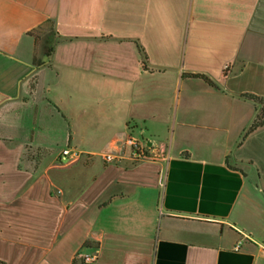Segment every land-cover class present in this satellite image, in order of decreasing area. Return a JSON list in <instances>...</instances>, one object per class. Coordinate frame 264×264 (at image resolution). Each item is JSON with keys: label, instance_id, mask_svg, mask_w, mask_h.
<instances>
[{"label": "crops", "instance_id": "1", "mask_svg": "<svg viewBox=\"0 0 264 264\" xmlns=\"http://www.w3.org/2000/svg\"><path fill=\"white\" fill-rule=\"evenodd\" d=\"M246 94L264 99V0H0V262L264 264ZM129 134L152 159L104 163Z\"/></svg>", "mask_w": 264, "mask_h": 264}, {"label": "built area", "instance_id": "2", "mask_svg": "<svg viewBox=\"0 0 264 264\" xmlns=\"http://www.w3.org/2000/svg\"><path fill=\"white\" fill-rule=\"evenodd\" d=\"M121 151H107L101 155L102 160L106 164L119 163L125 156V152L127 156L132 162H138L143 160H151L150 156V144L147 139L135 137L131 134L128 135L121 143ZM80 157V153L76 150H73L69 147L62 150L59 156V161L63 165H69L75 162ZM164 181L163 172L159 175V184L162 187ZM239 247H236V250ZM97 259L96 252L85 253L79 256L80 264H94Z\"/></svg>", "mask_w": 264, "mask_h": 264}, {"label": "trees", "instance_id": "3", "mask_svg": "<svg viewBox=\"0 0 264 264\" xmlns=\"http://www.w3.org/2000/svg\"><path fill=\"white\" fill-rule=\"evenodd\" d=\"M53 23L51 22H46L44 25H42V27H39L38 30H43V31H53ZM139 52L142 56V58L145 60L146 56L144 54V52L138 47ZM50 52H52V48L49 49ZM189 78H194V79H201L204 82L208 83L210 86H214L213 82H211L207 77L203 76V75H189ZM244 98L249 99L251 101H253L256 105H259V111L258 114L256 116L255 121L251 124V126L249 127L247 133H250L254 130H256L259 127L264 126V99L263 98H258L256 96L253 95H243ZM0 264H3L0 262Z\"/></svg>", "mask_w": 264, "mask_h": 264}, {"label": "rangeland", "instance_id": "4", "mask_svg": "<svg viewBox=\"0 0 264 264\" xmlns=\"http://www.w3.org/2000/svg\"><path fill=\"white\" fill-rule=\"evenodd\" d=\"M86 166L87 161L79 160L68 165L65 168H62L64 169V174L62 176L63 179L65 178L64 182L70 184V186L72 187L81 184L82 181L86 180L89 177L88 168Z\"/></svg>", "mask_w": 264, "mask_h": 264}]
</instances>
